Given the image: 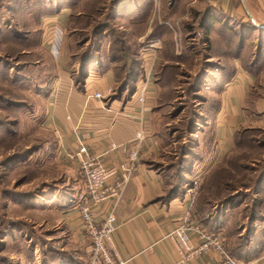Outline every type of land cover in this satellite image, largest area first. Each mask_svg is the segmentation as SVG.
Masks as SVG:
<instances>
[{
  "label": "crops",
  "instance_id": "obj_1",
  "mask_svg": "<svg viewBox=\"0 0 264 264\" xmlns=\"http://www.w3.org/2000/svg\"><path fill=\"white\" fill-rule=\"evenodd\" d=\"M179 8L178 2L172 4L167 18L156 22L158 26L172 28L169 30L171 34L169 38L163 35L153 39L157 42L153 50L140 53L144 77L138 78L128 96L112 97L117 85L113 62L99 64L98 69L96 63L88 65L82 80L76 81L73 73L79 75L82 69L79 63L66 56H73L69 49L63 48L59 54L61 57L55 61L54 75L51 77L45 71L39 83L33 84L34 98L44 103L41 111L55 132L56 151L71 173L67 182L75 191L73 196L82 186L75 157L80 145L84 144L93 156L98 155L104 165H116L125 154L119 147L112 150L111 146L130 145L138 123V110L141 106L144 110L146 140L141 147L136 172L117 200L93 208L97 223L109 213L116 217L113 232L115 263L224 264L221 256L213 250L179 263V255L167 235L185 220L201 226L197 214L199 193L206 177L223 165L213 162L222 160L233 148L239 132L264 130V0H190L181 5L180 10L184 13L176 16L174 13ZM154 23L151 19L149 26L152 28ZM193 25L204 36L205 56L200 55V61L205 65L202 68L204 79L200 80L201 83L196 82L202 84L197 89L210 92L203 97L202 105L214 120L216 143L213 150L204 145L207 152L194 163L187 176V179L197 181V189L192 184L181 194L166 198L164 175L150 168L165 152L158 112L165 107L163 93H174L177 88L175 82L166 81L165 68L193 69L182 51L177 49L178 37L179 42L182 38L175 34L179 27ZM185 32L186 39L192 37L191 32ZM167 43L171 45V52ZM145 53L146 57L149 56L146 64ZM152 62L155 66L153 77L146 86L142 104L140 90L145 85L146 72ZM96 92L102 98H93ZM255 195L259 196L258 193ZM73 205L59 211L60 219L51 224L50 234L42 238L44 246L51 244L53 251L59 254L53 264H89V242L79 234L80 217ZM38 225L43 228L42 223ZM260 225V229H264V221ZM190 238L193 247L201 243L195 233ZM34 251L31 264H44L37 243ZM233 259L241 264H264V251L246 260Z\"/></svg>",
  "mask_w": 264,
  "mask_h": 264
},
{
  "label": "rangeland",
  "instance_id": "obj_2",
  "mask_svg": "<svg viewBox=\"0 0 264 264\" xmlns=\"http://www.w3.org/2000/svg\"><path fill=\"white\" fill-rule=\"evenodd\" d=\"M188 1L0 0V264L33 263L36 243L39 245L50 234L51 224L60 219L59 211L69 207L75 198V191L67 182L71 173L56 151L55 132L41 111L44 103L34 98L33 84L39 83L45 71L51 77L54 75V64L61 57L62 48L69 49L73 56H66L75 63H79L80 55L90 51L98 61L118 57L125 64L131 58L141 63L140 53L152 51L150 45L154 47V40L147 37L152 32L150 20L162 22L165 5L178 2L181 8ZM180 8L174 13L176 16L184 13ZM136 10L144 12L139 16ZM144 17H149L145 28L141 23H133ZM185 31L192 33L189 46L195 44L205 56L204 36L196 25L175 30L182 38L179 42L178 37L177 49L184 52ZM135 40L137 45L133 46ZM128 43L132 45L126 47ZM146 53L144 64L149 59ZM188 65L195 70L172 71L177 88L173 98L158 112L165 152L150 168L193 166L207 148L215 149L214 120L206 114L209 110L202 105L201 98L210 92L197 89L202 85L199 82L204 79V72L198 75V61ZM76 76L74 72L73 77ZM254 130L250 136H254L256 143L247 142L239 147L234 144L222 160L213 162L249 163L245 168L241 164L232 169L229 176L231 194L239 196L240 208L232 214L228 227L238 229L240 244L250 234L264 233L260 229L264 221V180L258 190L259 175L254 171L264 162V130ZM183 178L185 189L194 184L188 177ZM257 192L262 194L256 196ZM224 194L228 195L217 190L215 197L225 198ZM228 203H215L213 214L220 206L229 209ZM255 209L262 212L261 219L250 223ZM41 223L43 228L38 225ZM234 234L228 233L231 244L236 242Z\"/></svg>",
  "mask_w": 264,
  "mask_h": 264
},
{
  "label": "trees",
  "instance_id": "obj_3",
  "mask_svg": "<svg viewBox=\"0 0 264 264\" xmlns=\"http://www.w3.org/2000/svg\"><path fill=\"white\" fill-rule=\"evenodd\" d=\"M116 3L118 0H115ZM165 5L164 6V14L162 15L165 19L167 18V15L169 14L168 8L172 5ZM143 11L136 10L135 14L137 13L139 16L143 14ZM112 13V12H111ZM149 13V8L147 10V14ZM112 15V14H111ZM149 17H144L139 19H135L133 23L135 25H139L140 23L143 25L142 27L145 28L147 21ZM108 28L109 25H106ZM152 32L150 31L147 37L150 39H155L161 36H167L169 38L171 32L168 30L167 27L165 26H158L156 23L152 25ZM137 40H135L132 44L133 46H136L137 43H135ZM184 41V40H183ZM126 45V42L123 43ZM131 43L127 44L126 47L131 46ZM189 39H186L184 42V52L183 56L184 59L189 60V63H192L194 65L193 59L196 58V61L199 62L200 67L197 68V73L200 75V73H203L201 71V67L205 66L202 64L200 61V51L198 48H196L195 44L193 46H189ZM171 45L167 43V49L169 52H171ZM131 50V49H130ZM93 52L90 51V53H87V55L84 53V56H79L77 58L80 68L82 71L79 73V75L76 76V81L79 82V80H82V75L87 69L86 67L90 64H104V63H111L113 62V67L116 70L117 74V85H116V90L115 93L112 95V97H121L122 95L128 96L130 92L135 88L136 86V81L138 78L144 77V68L141 66V63L139 61H136L135 59L131 58L128 60V64H125L124 62L121 61L118 57H112L110 60L106 59H101L98 61L93 57ZM92 55V56H91ZM192 60V61H191ZM191 61V62H190ZM195 61V63H196ZM173 70H179L176 68L172 67H166L165 72H167V78L166 81L171 83L174 80L172 78L174 75L172 74ZM170 71V74L168 73ZM201 71V72H200ZM172 77V78H171ZM173 92H165L162 95V103L167 104L168 101H170L173 97ZM203 98V96L201 97ZM252 132H256L255 130H246L243 132H239L235 136V144L237 147L245 145L247 142V145L254 142V136L253 138L250 136ZM252 139V140H251ZM243 165L244 168L248 166L249 163H230V164H224L221 165L217 168L214 169V171L206 177L204 185L201 188V191L199 193V199H198V207H197V214L198 218L200 219V224L201 227L206 230L209 234L212 235H221L224 237V243L222 242V247H224L225 252L230 258H240L243 260H246L250 256H256L260 255L263 253L264 248L262 245H264V233H257L255 232L254 234H250L245 238V241L243 244L239 243V233L236 234V230L238 229H233L231 230L230 227H228L230 223V219L232 214H235V211H238L240 208V202L238 200L239 196L231 194L232 190L231 188V181L229 180L230 173L232 169L234 170L235 168H240V165ZM251 166V165H250ZM192 166H180V167H164V168H155L157 171H160L161 174L164 175V182H166V198H172L175 197L179 194H181L185 190V181L183 177H187L190 175V169ZM242 167V166H241ZM258 177L256 184L258 185V190L260 187L261 181L264 180V162L261 167L258 168ZM226 174V175H225ZM226 188L228 190H226ZM256 188V187H255ZM224 189V190H222ZM227 192V194H224L223 197L225 198H219L217 199L215 197L216 191ZM222 190V191H221ZM235 190V189H234ZM255 190V189H254ZM230 191V192H229ZM258 193V192H257ZM259 195L262 194V192L258 193ZM227 201L229 209H223L221 206L218 208V212L214 213V204L216 203H222V202ZM74 204V201H70L67 206H72ZM238 206V207H237ZM254 211V210H253ZM255 214L251 216L250 218V223L252 222H257L258 218L261 219V214L260 209H255ZM260 231V230H259ZM264 231V230H262ZM229 232H235L233 235L235 237V243L231 244L230 238L228 236ZM237 238V240H236ZM39 248L41 251L42 259L44 264H53V260L57 259L58 252H54L53 248L51 247V244L43 245L42 240L40 241Z\"/></svg>",
  "mask_w": 264,
  "mask_h": 264
},
{
  "label": "built area",
  "instance_id": "obj_4",
  "mask_svg": "<svg viewBox=\"0 0 264 264\" xmlns=\"http://www.w3.org/2000/svg\"><path fill=\"white\" fill-rule=\"evenodd\" d=\"M156 44L157 42H154V47ZM149 47L154 48L151 45ZM153 65V62L149 64L145 85L140 90L139 99L142 104L144 102L143 94L154 69ZM93 98H102V96L96 92ZM143 115L144 110L141 106L138 110L135 135L130 145L111 146L112 150L119 147L125 154V158L116 165H104L100 162L99 156H93L84 144L80 145L75 155L82 186L75 195L73 208L77 210L80 217L79 234L89 242V264H122L120 261L115 263L113 259L116 256V249L113 245L116 217L113 213H109L104 220L97 223L93 208L99 207L100 204L107 201L117 200L132 174L136 172L141 147L146 140ZM196 185L197 181L194 182L195 189H197ZM192 233L201 239V243L197 247H193L191 244ZM167 238L179 255V263L187 262L201 253L213 250L221 256L224 264H241L227 255L222 247V239L218 235L209 234L201 226L194 225L187 220L174 227Z\"/></svg>",
  "mask_w": 264,
  "mask_h": 264
},
{
  "label": "bare ground",
  "instance_id": "obj_5",
  "mask_svg": "<svg viewBox=\"0 0 264 264\" xmlns=\"http://www.w3.org/2000/svg\"><path fill=\"white\" fill-rule=\"evenodd\" d=\"M114 14V13H113Z\"/></svg>",
  "mask_w": 264,
  "mask_h": 264
}]
</instances>
